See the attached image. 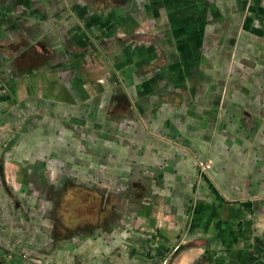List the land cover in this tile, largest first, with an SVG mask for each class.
Returning a JSON list of instances; mask_svg holds the SVG:
<instances>
[{"label":"crops","instance_id":"obj_1","mask_svg":"<svg viewBox=\"0 0 264 264\" xmlns=\"http://www.w3.org/2000/svg\"><path fill=\"white\" fill-rule=\"evenodd\" d=\"M168 256L264 264V0H0V264Z\"/></svg>","mask_w":264,"mask_h":264},{"label":"built area","instance_id":"obj_2","mask_svg":"<svg viewBox=\"0 0 264 264\" xmlns=\"http://www.w3.org/2000/svg\"><path fill=\"white\" fill-rule=\"evenodd\" d=\"M198 179H201L202 174L206 171V169L209 167V163L205 160H198ZM169 256L164 258L162 261H160L158 264H167Z\"/></svg>","mask_w":264,"mask_h":264}]
</instances>
